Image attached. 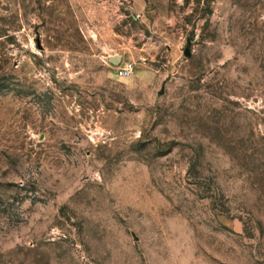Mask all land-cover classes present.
Wrapping results in <instances>:
<instances>
[{
    "label": "rangeland",
    "instance_id": "obj_1",
    "mask_svg": "<svg viewBox=\"0 0 264 264\" xmlns=\"http://www.w3.org/2000/svg\"><path fill=\"white\" fill-rule=\"evenodd\" d=\"M0 264H264V0H0Z\"/></svg>",
    "mask_w": 264,
    "mask_h": 264
},
{
    "label": "built area",
    "instance_id": "obj_2",
    "mask_svg": "<svg viewBox=\"0 0 264 264\" xmlns=\"http://www.w3.org/2000/svg\"><path fill=\"white\" fill-rule=\"evenodd\" d=\"M133 71L132 63H121L120 65L115 66V74L118 77H129Z\"/></svg>",
    "mask_w": 264,
    "mask_h": 264
},
{
    "label": "water",
    "instance_id": "obj_3",
    "mask_svg": "<svg viewBox=\"0 0 264 264\" xmlns=\"http://www.w3.org/2000/svg\"><path fill=\"white\" fill-rule=\"evenodd\" d=\"M185 55L187 56L188 53L185 52ZM108 60L111 64H113L114 66H117L120 62V57L119 56H112V57H109Z\"/></svg>",
    "mask_w": 264,
    "mask_h": 264
}]
</instances>
